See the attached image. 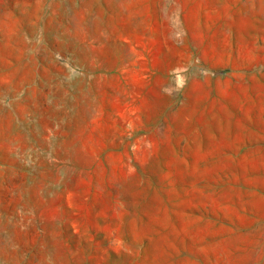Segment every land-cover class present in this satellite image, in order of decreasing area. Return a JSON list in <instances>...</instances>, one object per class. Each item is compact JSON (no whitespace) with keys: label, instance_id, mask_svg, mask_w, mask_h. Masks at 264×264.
Instances as JSON below:
<instances>
[{"label":"rangeland","instance_id":"1","mask_svg":"<svg viewBox=\"0 0 264 264\" xmlns=\"http://www.w3.org/2000/svg\"><path fill=\"white\" fill-rule=\"evenodd\" d=\"M0 264H264V0H0Z\"/></svg>","mask_w":264,"mask_h":264},{"label":"bare ground","instance_id":"2","mask_svg":"<svg viewBox=\"0 0 264 264\" xmlns=\"http://www.w3.org/2000/svg\"><path fill=\"white\" fill-rule=\"evenodd\" d=\"M61 26V25H60ZM58 36V35H57ZM68 46V45H67ZM79 58V57H78Z\"/></svg>","mask_w":264,"mask_h":264}]
</instances>
